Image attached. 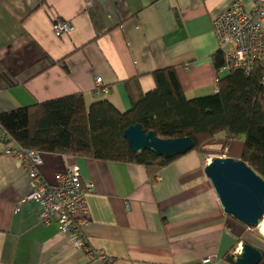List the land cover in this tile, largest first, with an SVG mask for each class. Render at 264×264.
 Wrapping results in <instances>:
<instances>
[{
    "label": "crops",
    "instance_id": "crops-1",
    "mask_svg": "<svg viewBox=\"0 0 264 264\" xmlns=\"http://www.w3.org/2000/svg\"><path fill=\"white\" fill-rule=\"evenodd\" d=\"M234 1L0 0V113L76 94L87 107L107 100L124 113L131 94L154 90L153 73L167 68L188 99L215 94L228 72H217L213 56L228 48L212 25ZM57 21L74 31L56 36ZM62 59L66 69L51 64ZM97 78L110 87L102 99L93 94ZM243 148L242 138L219 134L155 181L142 165L41 153V177L53 186L80 168L83 187L94 188L84 239L121 264H232L225 256L236 261L250 229L224 213L205 167L214 157L241 160ZM31 193L27 169L0 142V264H86L57 224L42 223Z\"/></svg>",
    "mask_w": 264,
    "mask_h": 264
},
{
    "label": "trees",
    "instance_id": "trees-1",
    "mask_svg": "<svg viewBox=\"0 0 264 264\" xmlns=\"http://www.w3.org/2000/svg\"><path fill=\"white\" fill-rule=\"evenodd\" d=\"M213 60L219 73L226 64L225 53L217 52ZM51 64L66 69L65 59ZM263 73L260 63L251 75L232 70L218 78L217 93L188 99L174 68L157 70L155 89L131 94L132 107L124 113L107 100L87 107L82 94L0 113V132L9 137L0 142L4 150L14 144L43 154L142 165L155 181L162 168L181 156L165 159L148 150L133 153L124 136L129 127L141 125L161 139L190 138L195 144L191 152L224 133L228 140H244L241 160L264 179ZM262 253L260 264H264ZM225 258L235 264L233 255Z\"/></svg>",
    "mask_w": 264,
    "mask_h": 264
},
{
    "label": "built area",
    "instance_id": "built-area-1",
    "mask_svg": "<svg viewBox=\"0 0 264 264\" xmlns=\"http://www.w3.org/2000/svg\"><path fill=\"white\" fill-rule=\"evenodd\" d=\"M212 26L221 48H228L225 52L226 64L220 72L240 70L251 75L256 63L264 65V0H254V7L250 11L246 9L243 0H235L214 19ZM53 29L56 36H63L71 34L74 26L57 21ZM261 82L264 87V73ZM109 93L110 87L105 85L102 78H97L94 97L102 99ZM0 140L6 142L9 137L0 132ZM4 152L20 160L27 169L32 187L28 200L40 206L44 225L57 224L72 245L84 252L86 264H121L104 251L93 249L84 239L82 228L87 225L90 215L88 195L94 188L92 184L83 187L78 166L67 168L58 176L56 185L50 186L41 177V153L23 150L14 144L7 145ZM236 252L239 255L241 253ZM201 264H211V259H205Z\"/></svg>",
    "mask_w": 264,
    "mask_h": 264
},
{
    "label": "water",
    "instance_id": "water-1",
    "mask_svg": "<svg viewBox=\"0 0 264 264\" xmlns=\"http://www.w3.org/2000/svg\"><path fill=\"white\" fill-rule=\"evenodd\" d=\"M124 136L133 153L148 150L165 159L187 155L195 148L190 138L161 139L141 125L129 127ZM205 173L224 213L249 229L258 228L264 218V179L243 160L229 157L210 159ZM262 260V251L245 243L235 263L260 264Z\"/></svg>",
    "mask_w": 264,
    "mask_h": 264
},
{
    "label": "rangeland",
    "instance_id": "rangeland-1",
    "mask_svg": "<svg viewBox=\"0 0 264 264\" xmlns=\"http://www.w3.org/2000/svg\"><path fill=\"white\" fill-rule=\"evenodd\" d=\"M249 242L264 249V238L261 237L259 228L249 230Z\"/></svg>",
    "mask_w": 264,
    "mask_h": 264
},
{
    "label": "bare ground",
    "instance_id": "bare-ground-1",
    "mask_svg": "<svg viewBox=\"0 0 264 264\" xmlns=\"http://www.w3.org/2000/svg\"><path fill=\"white\" fill-rule=\"evenodd\" d=\"M258 228L260 230L261 237L264 238V218Z\"/></svg>",
    "mask_w": 264,
    "mask_h": 264
}]
</instances>
